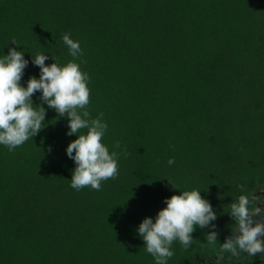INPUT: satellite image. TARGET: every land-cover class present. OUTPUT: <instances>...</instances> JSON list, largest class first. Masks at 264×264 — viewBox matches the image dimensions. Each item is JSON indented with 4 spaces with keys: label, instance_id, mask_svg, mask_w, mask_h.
<instances>
[{
    "label": "trees",
    "instance_id": "1",
    "mask_svg": "<svg viewBox=\"0 0 264 264\" xmlns=\"http://www.w3.org/2000/svg\"><path fill=\"white\" fill-rule=\"evenodd\" d=\"M66 33L83 49L86 108L108 125L118 174L72 188L66 147L77 137L45 104L43 129L0 145V264H156L136 228L193 189L217 218L190 247L173 241L167 264H217L237 227L231 203L264 188V0H0V57L25 51L22 84L39 77L32 54L73 60Z\"/></svg>",
    "mask_w": 264,
    "mask_h": 264
},
{
    "label": "clouds",
    "instance_id": "2",
    "mask_svg": "<svg viewBox=\"0 0 264 264\" xmlns=\"http://www.w3.org/2000/svg\"><path fill=\"white\" fill-rule=\"evenodd\" d=\"M62 42L73 60L59 64L54 58L53 63L46 64L47 54H32L31 63L39 66L40 73L38 78L35 75L30 77L26 84L21 83L30 62L25 58V51L12 47L0 57V145L12 151L43 129L46 104L60 117L67 118L66 135L77 137L66 147L68 158L75 163L71 187L79 190L87 186L99 190L102 181L118 174V156L116 152L110 153L102 142L108 128L102 114L92 118L86 108L90 77L76 62V58L83 55L80 42L70 38L68 33L62 36ZM35 93H39V105H43V110L34 107L39 106L33 102ZM82 129L87 131L81 134ZM48 151H52L51 146ZM174 162L173 158L168 160L169 165ZM164 204L155 218L146 216L136 228V234L156 264H167L168 258L173 256V241L178 240L185 248L190 247L196 228L205 229L217 218L212 203L201 195V190H181L166 197ZM229 213L237 227L217 249V264H223L224 253H229V264H242L241 257L245 253L252 257L257 253L264 255V192L240 195L231 203ZM217 239L215 230L206 232L209 247H214Z\"/></svg>",
    "mask_w": 264,
    "mask_h": 264
},
{
    "label": "flooded vegetation",
    "instance_id": "3",
    "mask_svg": "<svg viewBox=\"0 0 264 264\" xmlns=\"http://www.w3.org/2000/svg\"><path fill=\"white\" fill-rule=\"evenodd\" d=\"M261 192H264V190L258 191L257 195L261 194ZM241 261L242 264H264V255H260V253H257L254 257H252L246 254L245 256H242Z\"/></svg>",
    "mask_w": 264,
    "mask_h": 264
}]
</instances>
